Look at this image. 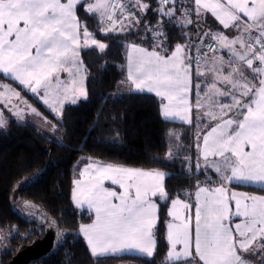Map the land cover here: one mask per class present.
Listing matches in <instances>:
<instances>
[{
  "label": "snow or ice",
  "instance_id": "snow-or-ice-1",
  "mask_svg": "<svg viewBox=\"0 0 264 264\" xmlns=\"http://www.w3.org/2000/svg\"><path fill=\"white\" fill-rule=\"evenodd\" d=\"M81 2L0 0V71L37 96L43 92V103L57 115L68 92L75 91L69 84L77 83L75 78L82 70L78 61L81 46L95 45L101 51L106 48L92 38L86 25L81 45V25L76 15ZM194 4L195 21L191 18V7H184L177 0H158L156 15L161 19L156 25L140 15L151 10L144 0H88L85 11L98 15L101 24L110 25L102 29L106 33L133 34V27L146 25L153 49L148 51L135 43L128 45L130 51L141 53L142 57L133 67L130 56L127 79L134 90L154 92L167 101L162 104L165 118L179 117L191 123L185 114L192 107L187 96L192 87L193 64L197 77L211 76L212 82L202 96L201 85H195L197 110L217 122L203 136V165L198 160L197 171L203 166L229 184H256L264 188V0H194ZM206 12L224 29L235 28L238 35L229 38L222 32L205 31L199 21ZM194 23L196 27L189 29ZM169 26H179L181 39L187 36L190 43L177 44L171 55H162ZM192 41H199L201 47L212 53L211 57L207 52L193 57L188 51L195 46ZM201 47L196 48L198 53ZM222 51L227 52V59L217 55ZM61 72H67L70 81H62ZM0 89V103L5 102L8 93L22 101L20 93L8 85L0 84ZM80 92L86 95L82 87ZM6 102L11 104V97ZM75 102L73 99L72 103ZM24 103L33 114L40 115ZM10 110L23 118L24 109L18 104ZM4 123L0 114V127ZM80 175L81 179L74 181L73 200L77 207L86 205L95 214L91 224L79 228L92 255L107 257L136 252L152 257L156 247L153 235L156 204L151 197L166 198L165 173L89 163ZM105 180L118 184L122 191L105 188ZM196 201L194 220L191 215L175 211L188 210L189 204L179 199L172 201L169 215L173 220L167 225L169 250L164 264H251L244 254L260 255L259 264H264V196L236 192L229 196L223 183L212 188L198 182ZM233 217L242 218L234 227ZM15 231L12 229L9 235Z\"/></svg>",
  "mask_w": 264,
  "mask_h": 264
},
{
  "label": "trees",
  "instance_id": "trees-1",
  "mask_svg": "<svg viewBox=\"0 0 264 264\" xmlns=\"http://www.w3.org/2000/svg\"><path fill=\"white\" fill-rule=\"evenodd\" d=\"M190 1L184 2L183 6L190 7ZM87 2H82L77 9L80 32L83 34L86 25L92 38L105 44L106 48L103 51L94 47L80 50L86 97L63 108L59 122L63 130L62 142L49 139L32 124L19 123L14 119L10 120L5 131H0V233L17 230L9 235L6 247L0 253V264H8L19 245L29 244L43 236L41 227L25 222L11 211L10 196L15 183L41 173L48 162V169L42 178L20 196L23 200L42 205L56 222L59 235L54 250L30 264H97L112 259L131 260L137 264H164L168 249L165 223L172 199L190 200L198 182L200 185L218 184L213 173H195L192 169L187 171L182 168L184 157L176 153V146H173V142L177 141L175 136L184 142L182 133H187L190 159L195 160V138L198 135L200 138L204 132L197 122L186 126L164 120L160 114L163 101L151 93L130 91L112 97L119 85H129L126 78L128 45L135 43L152 51L154 42L151 33L145 30L146 25L131 29L133 34L104 32V24H101L99 16L85 11ZM144 2L151 6V10L143 16L151 25H156L157 20L161 19L156 15L158 0ZM188 28L192 29V25ZM137 32L139 35L135 34ZM166 32V47L162 55H170L177 44L189 42L187 36L181 39L182 29L179 26H169ZM1 80L13 82L2 74ZM24 93L44 116L53 120L52 114L36 98ZM173 147L174 150H171ZM82 156L103 163L159 170L166 174L164 186L167 196L155 197L158 222L154 231L155 254L152 257L126 255L98 260L92 256L79 232L80 225L92 220V213L78 210L71 197L73 166ZM236 187L255 190L248 186Z\"/></svg>",
  "mask_w": 264,
  "mask_h": 264
},
{
  "label": "crops",
  "instance_id": "crops-1",
  "mask_svg": "<svg viewBox=\"0 0 264 264\" xmlns=\"http://www.w3.org/2000/svg\"><path fill=\"white\" fill-rule=\"evenodd\" d=\"M85 1H86V0H82V2H85ZM62 2H66V0H62ZM82 2H81V3H82ZM81 3H80V4H81ZM80 4H78V5H77V8H76V15H77V17H78L77 9H78V6H79ZM194 9H195V4H194ZM194 9H193V11H192L191 16L196 17V14H195ZM245 19H246V18H245ZM78 20H79V18H78ZM200 24H201L202 26L208 28L207 30H209V29H214L213 32H222V33L225 34V35H227V34L229 33V38H231V37H233V36H235V35H238L237 30H236L235 28L224 29L223 26L219 23V21H217V20L215 19V17H213L212 14H211L210 12H206V13H203V14H202L201 19H200ZM81 42H82V39H81ZM82 43H83V42H82ZM82 43H81V45H82ZM187 43H188V42H187ZM187 43H185V44H187ZM181 45H184V44H181ZM142 48H143V47H142ZM146 50H147V49H146ZM79 51H80V49H79ZM148 51H151V50H148ZM170 55H171V54H170ZM218 55H222V56H224L225 59L228 58V56H227V52H226V51L219 52ZM130 56H131V60H132V62H133V67H134V66H135V63H136L139 59H141L142 54H141V53H138V52H135V51H130V49L128 48L127 62H126L127 73L129 72V58H130ZM79 57H80V52H79ZM82 67H83V65H82ZM0 73H2L3 76L5 77V74H4L2 71H0ZM195 73H196V67H195V65H193V68H192V87H191V90H190V92L188 93V96H187V99H188V101H189V103H190V105H191L192 107H191V111L185 114L186 119H190V120H191V123H187V122H185V121H182L179 117H168V118H165V117L163 116V114H162V105H161V107H160V114H161V117H162L164 120L169 121V122H174V123L184 124V125H186V126H192V125H194V123H196V122L198 123L197 125H198L199 128H200L201 130H203L204 132H203V134L200 136V138L198 139V142H197V144H196V146H197V151H196L197 154H196V155H197V158H198V160L200 161L201 165H203V160H202V157H201V149H202L203 146H204V145H203V136L206 135V134L211 130V127H215L217 122H216V121H212V120H210L209 118L204 117L203 112L198 111L197 108H196V102H197V91H198V90L196 89L195 85H196L197 83H199V84L201 85L199 91H200L201 96H202L203 93H204V91L206 90L207 85L210 84L212 81H211V76L197 77ZM66 74H67V72H61V73H59L60 79H61L62 81H64V80L66 79ZM83 74H84L83 77H84V82H85V72H83ZM6 76H7V75H6ZM8 77H9L10 79H8L7 77H5V78H7L8 80H11V79H12L13 81L16 82V80H14L13 78H11L10 76H8ZM18 82H19V81H18ZM254 82L258 83V80L254 81ZM7 84H9V82H7ZM18 84H19V83H18ZM129 86H130V87H129L130 91H132V92H140V91H136V90H134V88L132 87V85L130 84V82H129ZM16 89H18V88H16ZM18 91H20V89H19ZM20 92H23V93H24L25 91H20ZM143 92H144V93H150V92H148L147 90H145V91H143ZM26 93H28V92L26 91ZM85 93H86V89H85ZM151 94H154V95H155L154 92H151ZM31 96H32V95H31ZM85 97H86V95H85ZM85 97H84V98H85ZM24 98H25L26 101H28L32 106H34L33 103H32V101L27 97V95H26L25 93H24ZM34 98H35V97H34ZM84 98H83V99H84ZM159 98H160V97H159ZM36 99L42 104L41 99H39V98H36ZM83 99H82V100H83ZM160 99H161V98H160ZM224 102H225V103H228V102H230V101H229V100H224ZM165 103H167V101H163L162 104H165ZM42 105H43V104H42ZM43 106H44V105H43ZM34 107H35V106H34ZM44 107L47 108L46 106H44ZM35 108H36V107H35ZM0 114H2V113L0 112ZM2 115H3V114H2ZM10 115H11V113H10ZM5 116H9V115L6 113ZM11 117H12V116H11ZM10 120H12V118H11ZM197 132H199V129H198ZM198 145H199V147H198ZM245 150H248V149L246 148ZM89 163H94V164H99V165H113V166H116V167L130 168V169H137V168L125 167V166H121V165H114V164H109V163H103V162H100V161H97V160H94V159H89L86 163H83V165L81 166V169H80L79 172L81 173V171H82V170H83V169H84ZM196 165H197V164H194V165H193V167H192V172H195V173H199V172H205V173H208V172H210V173H213V174L216 176L217 180H218V184H217V185L206 184V185H201V186H207V187L215 188V187L220 186V185L223 183L224 187L227 189V193H228L229 196H230V194H231L232 192H236V193H245V194H248V195H255V196H264V188H262L260 185H256V184H253V185H240V184H237V183H235V182L229 184V183H227L226 181H222L221 178H220L219 176H217V174H216L214 171H212L211 169H205L203 166H201V168H200V170H199V172H198V171H197V168H196ZM139 170H142V169H139ZM143 171H159V170H143ZM159 172H163V171H159ZM163 173H164V172H163ZM165 177H166V174H165ZM79 179H81V175H80L79 177H75V178H73V183H74L75 180H79ZM164 180H165V178H164ZM163 183H164V181H163ZM103 184H104V187L107 188V189H110V190L116 191V192H118V193L122 191V190L119 188V185H118V184H117V185H114V184L111 183L110 180H105V181H103ZM236 186H248V187L255 188V190L242 189V188H239V187H236ZM74 188H75V184L72 185V195H71V197H72V202H73V204L76 205L75 202H74V200H73V190H74ZM196 191H197V189H196L195 192H194V197H193V198H190V200H182V199H179V198H174V199H172V201H173V200H176V199H179L180 201L189 204V205H190V208H189L188 210H185V209H182V208H178V209H175V211H179V212L181 213V215H191V216L193 217V220H194V217H195V205H196V203H197V201H196ZM157 196H159V195H157ZM155 197H156V196H155ZM155 197H151V200H152L153 203L156 204V202H155ZM172 201L170 202V204H169V206H168L167 215H166L167 219H166V223H165L166 240H167V244H168L167 252H168V250H169V243H168V239H167V234H168V227H167V225H168L169 222H172V220H173V217L169 215L170 210H173V208H172ZM201 202H203V194H202V196H201ZM117 203H118V201H117ZM78 208H79V207H78ZM231 208H232L233 211L235 210V203H234V201L231 202ZM79 209H87V206L85 205L83 208H79ZM87 210H88V209H87ZM85 211H86V210H85ZM90 213H92L93 218H92V220H91L90 222H88V223H86V224H84V225L91 224V223L93 222V220L95 219V214H94V212H90ZM155 218H156V225H157V222H158V206H157V204H156ZM241 219H242V218H236V217H233L232 220H231V224L233 225V227H234L235 223H240V222H241ZM156 225H155V227H156ZM155 227H154V229H153V235H154ZM81 235H82V237L84 238V240H85L86 243H87V240L85 239L84 235H83L82 233H81ZM154 238H155V235H154ZM155 240H156V238H155ZM87 245H88V243H87ZM88 247H89V246H88ZM177 247L179 248L180 246H177ZM89 250H90V252H91V249H90V248H89ZM91 254H92V253H91ZM126 255H128V256L143 257V258H150V257H147V256H141L139 253H136V252L124 253V254H122V255H118V256H107V257H105V256L96 257V256H93V255H92V256H93L95 259H98V260L100 259V260H101V259H105V258H114V257H120V256H126ZM244 255H247V258H248L250 261H251L252 259H254V260H255V264H256L257 262H258V264H259V261H260V259L262 258L260 255H257V256H253V255H251V254H244ZM109 261H115V262H117V264H136L135 261H131V260H117V259H112V260H109ZM252 264H253V263H252Z\"/></svg>",
  "mask_w": 264,
  "mask_h": 264
},
{
  "label": "rangeland",
  "instance_id": "rangeland-1",
  "mask_svg": "<svg viewBox=\"0 0 264 264\" xmlns=\"http://www.w3.org/2000/svg\"><path fill=\"white\" fill-rule=\"evenodd\" d=\"M124 2H127V0H124ZM190 2H191L189 4L190 7L192 9H194V0H192ZM140 15L143 16L144 13H142ZM117 17H119V11H117ZM192 19L194 20V19H196V17H193L192 16ZM199 25L205 31H207L208 28L202 26L200 24V21H199ZM109 26L110 25H108V24H104V27H109ZM139 26L133 27L132 29L138 28ZM195 27H196V24L194 23L192 25V29H194ZM210 30L213 31L214 29H210ZM113 32L123 33L121 31H113ZM192 35L193 36L195 35V32L194 31L192 32ZM227 36H229V33L227 34ZM81 39H82V42H83V34H81ZM197 42L200 43L199 41H197ZM99 43H101V42H99ZM82 45H83V43H82ZM89 45H91V40H89ZM90 47H94V48L99 49L95 45H91ZM82 48H88V47L81 46L80 50ZM79 52H81V51H79ZM217 55H218V53H217ZM78 61L81 63L80 57H78ZM81 65H82V63H81ZM83 72H84V68L82 67V70L80 71L79 75L76 76V78H75L76 81H77V83L75 85L69 84V87L70 88H73L74 87L75 88V91H69L68 92L67 98L64 100V103H63V106H62V110H63V108L65 106L76 104V103H78L80 100H82L85 97V95H82L81 92H80V88L81 87L83 88V90L85 92V82H84V77H83L84 74H83ZM0 74H2V73H0ZM5 77H7L8 79H10L6 75H5ZM127 77H128V73H127V67H126V78ZM10 81H13V80L11 79ZM64 81H66V82L70 81V77H69V74L68 73L66 74V79ZM13 82L7 84L6 81L1 80L0 81V84H2V85H8L15 92L20 93V97L22 98V101H17L16 98L14 96H12L11 93H8L6 95V97H5V102L0 103V112L3 114L2 115V118H3L4 122H5L4 125L2 127H0V131H5L8 128L10 119L12 118V119H14L15 121H17L19 123H29V124H32L33 126H35L38 129V131L40 133L45 134L49 139H51V140H53V141H55L57 143H61L62 142V137H63V130H62L59 122L61 120L62 110L60 111L59 115H57L56 112H53L52 109L49 106H47V105H45L43 103V100L41 98L43 96V92H41V94L39 96H37V95L31 93L30 90H28L24 85H21L18 81H16V82L13 81ZM16 88H18V89H16ZM19 89H21L20 91H25V92L27 91L28 94L32 95L35 98L41 99L42 104L44 106H46L47 107L46 109L52 114L53 120H51V119L49 120L46 116L43 115L42 112H40L37 108H35L34 106H32L28 101H26V99L24 98V93L18 91ZM0 91H2V89H0ZM129 92H130L129 85L128 84L127 85L121 84V85L118 86V89L112 94V97L116 98V97L122 96L123 94L129 93ZM139 93H144V92H139ZM61 96H63V93H61ZM8 97H11V99H12V103L11 104H8L6 102L7 99H8ZM73 99L76 101L75 103H72V100ZM24 102H26L27 105H30L31 108H35L36 111L40 115L37 116V115L33 114L29 109L26 108V105H25ZM17 104H18V106L21 109H24V111L22 112V116H23L22 119L19 118L17 115H15L14 114V111L10 110V109H14ZM6 113L9 116H5ZM10 113H11V115H10ZM53 126H55V130H53ZM178 138L179 137L175 136V139L177 141L176 142H173V146L174 147L176 146V153H179L182 157H184V162H183V165L181 167L182 168L184 167L185 170L190 171L192 169L193 165L194 164H197V161H198L197 155H196L195 160L190 159V156H191L190 151H191V149L189 150L190 145H188L189 142H187L188 141L187 140V138H188V134L187 133H185V132L182 133V139L184 140V142H180ZM195 139H196V144H197V140L199 139V135ZM196 144H195V148H196ZM174 147L171 148V150L172 149L174 150ZM89 159H91V158L84 157V156H82V157H80L78 159V161L73 166V173H72L73 178L80 176V172L79 171L81 169V166L83 165V163H86ZM193 197H194V193L192 194L191 198H193ZM74 206L78 210H86L87 212H91V211H89L87 209H79L76 205H74ZM9 233H10L9 231L0 233V253L6 247V242H7V239L9 237ZM252 263L255 264V260L254 259L251 260V264ZM97 264H117V262H115V261H103V262H99ZM256 264H258V262Z\"/></svg>",
  "mask_w": 264,
  "mask_h": 264
},
{
  "label": "water",
  "instance_id": "water-1",
  "mask_svg": "<svg viewBox=\"0 0 264 264\" xmlns=\"http://www.w3.org/2000/svg\"><path fill=\"white\" fill-rule=\"evenodd\" d=\"M49 163L41 173L24 177L12 187L10 196L11 211L25 222L41 227L43 236L32 240L29 244L19 245L8 264H30L50 254L55 248L59 231L54 219L42 205L23 200L20 196L31 184L37 183L42 178L48 169ZM22 181L27 182L21 184ZM25 204H31L34 207L28 208L24 206Z\"/></svg>",
  "mask_w": 264,
  "mask_h": 264
},
{
  "label": "built area",
  "instance_id": "built-area-1",
  "mask_svg": "<svg viewBox=\"0 0 264 264\" xmlns=\"http://www.w3.org/2000/svg\"><path fill=\"white\" fill-rule=\"evenodd\" d=\"M177 2H178V4H182V5H183V3H184V2L187 3L188 0H187V1H186V0H177ZM188 43H190V41H189ZM188 43H187V44H188ZM191 43H193L195 46L190 47V48L188 49V51H189V53H190L193 57H196V56H198V55H200V54H202V53H204V52H207L208 56L211 57L212 53H211V52H208V50H207L206 48L201 47V46H200V43H198L197 41H192ZM197 47H201V52H200V53L197 52V50H196ZM193 65H195V63H194Z\"/></svg>",
  "mask_w": 264,
  "mask_h": 264
}]
</instances>
